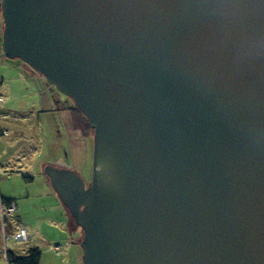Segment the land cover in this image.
<instances>
[{
  "label": "water",
  "instance_id": "1",
  "mask_svg": "<svg viewBox=\"0 0 264 264\" xmlns=\"http://www.w3.org/2000/svg\"><path fill=\"white\" fill-rule=\"evenodd\" d=\"M0 9L3 55L94 130L89 185L44 168L82 264H264V0Z\"/></svg>",
  "mask_w": 264,
  "mask_h": 264
},
{
  "label": "rangeland",
  "instance_id": "2",
  "mask_svg": "<svg viewBox=\"0 0 264 264\" xmlns=\"http://www.w3.org/2000/svg\"><path fill=\"white\" fill-rule=\"evenodd\" d=\"M2 30L0 9V110L7 112L0 113V195L16 207L11 217L0 220V264H13L5 259L7 249L22 255L34 246L41 253L40 264H76L82 256L83 232L44 168H69L89 185L94 130L82 114L71 110L72 100L41 74L20 59L3 55ZM18 228L25 229L26 240L4 237Z\"/></svg>",
  "mask_w": 264,
  "mask_h": 264
},
{
  "label": "trees",
  "instance_id": "3",
  "mask_svg": "<svg viewBox=\"0 0 264 264\" xmlns=\"http://www.w3.org/2000/svg\"><path fill=\"white\" fill-rule=\"evenodd\" d=\"M71 110L73 112H77V113L81 114L80 111L77 108H75L74 106L71 107ZM0 113L3 114V115L7 114V112L4 111V110H0ZM87 124L90 125L88 122H87ZM12 202L13 201H11V200H7V199L2 198L1 195H0V205L9 206ZM6 219H8V217L5 218V219H1V217H0V220L2 222H4ZM10 229H12L11 226L9 227V230ZM11 235L12 234H9V235H6V236L10 237ZM5 259H6V261L8 263H13V264H40L41 253H40V251H39V249L37 247L28 248L26 254H22V255H17L15 251L7 249L6 258Z\"/></svg>",
  "mask_w": 264,
  "mask_h": 264
},
{
  "label": "built area",
  "instance_id": "4",
  "mask_svg": "<svg viewBox=\"0 0 264 264\" xmlns=\"http://www.w3.org/2000/svg\"><path fill=\"white\" fill-rule=\"evenodd\" d=\"M4 135L6 134L5 132L3 133ZM16 207H15V204L12 202L9 206H3V205H0V217L1 219H5V218H9L13 215L14 211H15ZM4 224V223H3ZM2 229H3V232H4V225H2ZM4 237H8L5 235L4 233ZM12 239H16V240H26V231L25 229L23 228H18L15 233H13L11 236H10Z\"/></svg>",
  "mask_w": 264,
  "mask_h": 264
},
{
  "label": "crops",
  "instance_id": "5",
  "mask_svg": "<svg viewBox=\"0 0 264 264\" xmlns=\"http://www.w3.org/2000/svg\"><path fill=\"white\" fill-rule=\"evenodd\" d=\"M7 135V134H6ZM67 215H68V213H67ZM67 220H68V224H70L69 223V218H67ZM76 242L74 241L73 243H71V244H75ZM67 246H68V244L67 243H65ZM77 244V243H76ZM75 244V245H76ZM35 247V246H34ZM30 248V247H29ZM57 248V247H56ZM68 248V247H67ZM76 264H80L81 263V256H78V258H77V262H75Z\"/></svg>",
  "mask_w": 264,
  "mask_h": 264
},
{
  "label": "flooded vegetation",
  "instance_id": "6",
  "mask_svg": "<svg viewBox=\"0 0 264 264\" xmlns=\"http://www.w3.org/2000/svg\"><path fill=\"white\" fill-rule=\"evenodd\" d=\"M70 108V107H69Z\"/></svg>",
  "mask_w": 264,
  "mask_h": 264
}]
</instances>
